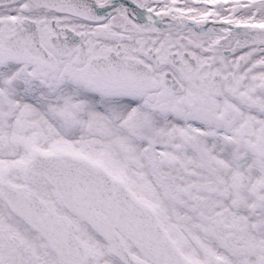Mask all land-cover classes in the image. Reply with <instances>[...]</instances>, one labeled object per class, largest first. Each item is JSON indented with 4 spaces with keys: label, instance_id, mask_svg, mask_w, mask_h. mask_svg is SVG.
<instances>
[{
    "label": "snow or ice",
    "instance_id": "snow-or-ice-1",
    "mask_svg": "<svg viewBox=\"0 0 264 264\" xmlns=\"http://www.w3.org/2000/svg\"><path fill=\"white\" fill-rule=\"evenodd\" d=\"M0 264H264V0H0Z\"/></svg>",
    "mask_w": 264,
    "mask_h": 264
}]
</instances>
